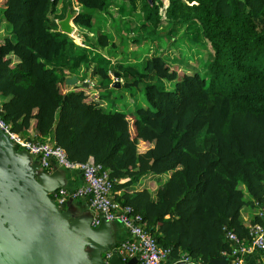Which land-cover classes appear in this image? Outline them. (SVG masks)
<instances>
[{
  "label": "trees",
  "instance_id": "trees-1",
  "mask_svg": "<svg viewBox=\"0 0 264 264\" xmlns=\"http://www.w3.org/2000/svg\"><path fill=\"white\" fill-rule=\"evenodd\" d=\"M77 3L79 28L91 31L97 13L112 23L95 41L85 33V45L58 29L70 0H0L9 28L0 38L3 118L126 178L113 184L123 189L118 200L142 216L168 256L213 264L232 249L226 229L250 240L248 224L263 221L264 0H168L164 16L162 0ZM148 39L152 53L130 55L129 40L139 47ZM91 64L97 100L90 84L59 89L81 68L84 80ZM114 72L122 86L143 83L147 105L132 114L119 108L110 97Z\"/></svg>",
  "mask_w": 264,
  "mask_h": 264
},
{
  "label": "water",
  "instance_id": "water-1",
  "mask_svg": "<svg viewBox=\"0 0 264 264\" xmlns=\"http://www.w3.org/2000/svg\"><path fill=\"white\" fill-rule=\"evenodd\" d=\"M150 4L152 0H147ZM74 13L68 7L57 20L59 30H74ZM117 76L118 72H114ZM68 85L87 86L75 74L65 77ZM111 86L119 87V80ZM25 149L17 150L8 135L0 130V264H132L135 257L123 260L109 231L112 221L101 218L91 225L92 213L75 215L61 209L50 196L63 185L55 171L47 173L39 162L30 163ZM70 199V198H69ZM67 203V201H66ZM110 255L105 258V252ZM227 264L228 256L211 260ZM171 264H198L178 259Z\"/></svg>",
  "mask_w": 264,
  "mask_h": 264
},
{
  "label": "built area",
  "instance_id": "built-area-1",
  "mask_svg": "<svg viewBox=\"0 0 264 264\" xmlns=\"http://www.w3.org/2000/svg\"><path fill=\"white\" fill-rule=\"evenodd\" d=\"M2 112L0 98V130L5 132L19 149H25L29 154L35 155L43 168L50 169L51 162H55L60 166L77 168L80 171L82 181L76 187L60 186L52 191V198L59 208L64 206L68 198H87L92 213V226H96L102 217L126 226L127 234L115 248L123 260L135 257L132 264H162L169 254V248L156 241L139 213H134L129 204L121 203L115 196L114 182L124 181L126 178H111L109 169L97 162L92 155L84 161L71 159L65 148L48 136L44 139L30 138L33 134H30V137L24 136L11 129ZM257 213L262 216L263 221L248 224L250 240H244L234 231L226 229V236L233 242L231 251L226 253L227 264H245V256L252 250H258L264 258V206L260 207ZM109 255L110 251H107L104 257ZM180 259L190 260L185 255Z\"/></svg>",
  "mask_w": 264,
  "mask_h": 264
},
{
  "label": "rangeland",
  "instance_id": "rangeland-1",
  "mask_svg": "<svg viewBox=\"0 0 264 264\" xmlns=\"http://www.w3.org/2000/svg\"><path fill=\"white\" fill-rule=\"evenodd\" d=\"M162 3H163V5L160 7V12H161L162 16H164L165 7L168 4V0H162ZM73 4H71L72 5L71 8H72L73 13L75 14L76 12L81 10L82 5L79 3H76L75 1L73 2ZM127 5L129 7V9L132 8L131 4L127 3ZM112 7H115V6H112ZM134 10L135 11L138 10V6L135 5ZM111 12L117 13V10L115 8H113V9H111ZM96 15L98 16V18L96 20L95 26H93L91 28V31H88L84 28H79L73 22L75 27H74L73 32L69 33V36L72 37L75 42H77L81 45H85V43L83 42L85 33H89L90 35L94 33V35H92V39H93V41H95L96 31H98V30L100 31L101 29L105 30L112 25V23L108 22V16L105 13H97ZM134 34H135V32L133 30L128 29V36L129 37H132ZM129 42H130V45L132 47V50L130 51V55L137 54L138 56H141V55L145 56L148 48H149L148 52L152 53L154 44L149 39L146 41H143L141 44H139V47L137 45L133 44L131 42V40H129ZM88 47L90 49H92L93 51L100 52V48H96L92 44L88 45ZM102 52H103V54L107 53L106 50H103ZM192 52H195V49H192ZM193 65H195V61H194ZM93 68H94V65L91 64L90 67L86 70L85 79H87V80L90 79L94 83ZM76 72L80 74L82 72V68L77 70ZM112 74H113L112 75L113 80H115L114 78L119 79L120 83L123 84V78L122 77H119V75L116 76L114 73H112ZM79 78L81 79V77H79ZM85 79L83 81H86ZM173 84H174L173 81H171V82L166 81V85L168 88H172ZM139 85L136 87L133 85L130 87L122 86V85H120L119 87L114 86L115 89H113L110 97L115 96L117 106L119 108H122L123 110L127 111L128 113L132 114L136 107L142 106V105H147V102L144 98L143 92L139 90V89H142L143 83H140ZM95 92H97L96 87L95 86L91 87V91H89L90 97H93L95 95ZM103 103H105V100L103 101ZM168 174L169 173L161 174V176H159L157 181H160V179L162 180V179L166 178Z\"/></svg>",
  "mask_w": 264,
  "mask_h": 264
},
{
  "label": "crops",
  "instance_id": "crops-1",
  "mask_svg": "<svg viewBox=\"0 0 264 264\" xmlns=\"http://www.w3.org/2000/svg\"><path fill=\"white\" fill-rule=\"evenodd\" d=\"M8 32H9V28H8L7 24L5 23V20L2 19L0 21V38L2 36H5L6 34H8ZM75 72H72L69 75H71V74H75L76 75ZM78 80L83 81V80H81L79 78H78ZM86 82H87V85L90 84L91 87L94 86L93 82L90 79L89 80H86ZM55 86H57V83H55ZM69 86L70 85L66 84L65 81H64V82H61L59 84V89L60 90H68L69 89ZM57 90H58V88H57ZM96 93L97 92H95V95L93 97H90V95H89V97L92 100H97V94ZM31 134H33V133H31ZM13 145H14V148L15 149L20 150L15 144H13ZM144 145L145 144L141 142L139 148L140 149H143L145 147ZM29 155H30V162H29V164L30 163H33V161L34 162H39L38 161V158L35 155H32V154H29ZM51 164L52 165H51V168L50 169L43 168L41 165L40 166L48 174L49 173L50 174L51 173H54L55 171H57L58 173H60V175L63 178V185H61V186H65V187H68V188H73V187H76L78 184L81 183L82 177H81L80 171L77 168H66L64 166L58 165L55 162H51ZM165 173H169V172H165ZM168 176H169V174L167 175V177ZM162 182L163 181L156 182L155 183V186L161 184ZM122 190L123 189H115V196H116L117 199L119 198ZM66 207H68L71 210V212L74 213L75 215H80L82 213H88L90 211V209L88 207V200L85 197H77V198H70V199L68 198L67 199V203L65 202L64 203V206H62L61 209H64ZM109 231H110L111 237L114 240V243L112 245V248H116V246L120 243V241L127 234L126 226H124L120 222L113 221L109 225ZM182 255H185V254L182 253ZM173 261H176V260L173 259L170 256H167L163 260L162 264H171ZM195 263H197V262H195ZM198 264H200V263H198ZM245 264H264V258L262 257V255L260 254V252L258 250H252L250 253H248L245 256Z\"/></svg>",
  "mask_w": 264,
  "mask_h": 264
},
{
  "label": "clouds",
  "instance_id": "clouds-1",
  "mask_svg": "<svg viewBox=\"0 0 264 264\" xmlns=\"http://www.w3.org/2000/svg\"><path fill=\"white\" fill-rule=\"evenodd\" d=\"M70 1H71V3L73 4L74 1H72V0H70ZM75 2L77 3V0H75ZM73 5H74V4H73ZM71 6H72V5H71ZM71 6H70V7H71ZM166 6H167V5H166ZM71 9H72V8H71ZM57 20H58V19H57ZM57 20H56V22H57ZM57 24H58V23H57ZM73 25H74V24H73ZM58 29H59V28H58ZM68 34H69V33H68ZM111 74H112V73H111ZM112 75H113V74H112ZM112 75H111V77H112ZM118 75H119V73H118ZM67 76H69V75H67ZM67 76H66V77H67ZM114 79H115V80H119V79H116V78H114ZM113 81H114V80H113V78H112V82H113ZM119 82H120V80H119ZM110 84H111V83H110ZM121 85H122V84H121Z\"/></svg>",
  "mask_w": 264,
  "mask_h": 264
}]
</instances>
